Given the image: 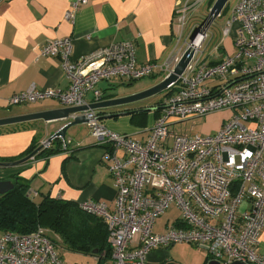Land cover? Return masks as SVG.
<instances>
[{
    "label": "built area",
    "instance_id": "1",
    "mask_svg": "<svg viewBox=\"0 0 264 264\" xmlns=\"http://www.w3.org/2000/svg\"><path fill=\"white\" fill-rule=\"evenodd\" d=\"M86 3L72 0L64 19L73 20ZM190 5L188 0L176 3L178 38ZM211 20L207 18L189 38L192 57L158 102L159 115L142 128L147 131L143 139L107 128L98 120L97 109L81 112L89 136L104 149L115 190L112 208L92 199L78 203L107 226L108 264H149L150 252L175 243L202 248L219 264H264V252L257 249L264 228V0H237L222 30L223 37L233 30V51L208 63L199 52L209 37ZM71 51L70 36L47 40L38 47V55L59 58L69 81L65 89L29 86L11 95L7 104L54 98L67 107L80 106L88 104V92L96 102L102 100L96 86L99 81L119 77L133 82L155 70L168 73L182 54L176 48L162 65L138 63L134 43L124 40L75 61L70 60ZM223 109L232 111L231 115L213 133L188 135L169 130L179 121ZM54 138L43 140L41 148L51 149ZM60 142L65 154L79 145L66 136ZM36 194L27 192L32 200ZM172 204L178 215L156 232V219ZM0 264L77 263L62 260L39 226L28 233L1 232Z\"/></svg>",
    "mask_w": 264,
    "mask_h": 264
},
{
    "label": "crops",
    "instance_id": "2",
    "mask_svg": "<svg viewBox=\"0 0 264 264\" xmlns=\"http://www.w3.org/2000/svg\"><path fill=\"white\" fill-rule=\"evenodd\" d=\"M71 1L0 0V118L65 107L54 98L32 104H7L11 95L29 86L36 89H65L68 86L69 81L59 58L38 55V47L47 40L70 36L72 61L111 42L124 40L134 43L138 63L162 65L178 48L175 44V8L178 0H87L73 20L64 19ZM232 35L233 30L229 36H222L218 50H211V56L204 59L212 63L220 55L232 52ZM166 74V71L155 70L150 76L133 82L115 77L108 81L101 80L96 86L102 91L101 99H109L148 88ZM157 96L150 97L146 102L97 111L121 112L138 108L142 105L140 103L157 108ZM85 99L92 103V94L88 92ZM230 114L231 111L227 109L208 114L201 133H213ZM158 115L159 109L149 111L144 117L134 113L101 122L113 131L130 134L137 139L135 135L143 133L142 128L150 126ZM69 120L35 119L0 125V162H13L27 156L23 154L32 145L36 148L41 146L43 140ZM83 126L86 127L85 131ZM71 127L66 130L65 136L79 145L72 146L70 154L59 152L44 155L41 152L46 149L40 148L33 158L23 163L0 166V179L13 180L16 176L24 180L28 184V192H36L37 197L48 194L76 203L92 199L103 201L112 208L115 190L108 172V161L103 158V147L89 136L85 123ZM144 132L140 139L146 136L147 131ZM175 249V244L154 249L148 256L149 264H180L173 259ZM257 249L264 252V228ZM208 261V256L202 255L199 264H207ZM108 263L109 260L103 262Z\"/></svg>",
    "mask_w": 264,
    "mask_h": 264
},
{
    "label": "trees",
    "instance_id": "3",
    "mask_svg": "<svg viewBox=\"0 0 264 264\" xmlns=\"http://www.w3.org/2000/svg\"><path fill=\"white\" fill-rule=\"evenodd\" d=\"M208 40L209 46L219 47L218 37L212 36ZM158 108L157 106L154 110ZM146 113L139 114L144 117ZM53 143L51 149L41 153L52 155L61 152L60 138H54ZM35 149L36 146L32 145L23 155H28ZM12 181L14 187L0 196V232L28 233L40 226L59 237L61 249L91 255L104 253L97 264H103L111 257L107 226L101 217L84 211L76 202L53 198L48 194L43 195L36 203L27 195L28 184L24 180L14 176ZM52 242L59 250L56 242ZM94 249L97 250L96 253L93 252Z\"/></svg>",
    "mask_w": 264,
    "mask_h": 264
},
{
    "label": "rangeland",
    "instance_id": "4",
    "mask_svg": "<svg viewBox=\"0 0 264 264\" xmlns=\"http://www.w3.org/2000/svg\"><path fill=\"white\" fill-rule=\"evenodd\" d=\"M214 0H202V1H196V0H191L189 1L190 7L187 9V12L184 16V22L181 27V37L176 40V45L178 47V50L180 53H183V51L186 49L188 40H189V33L190 31L195 28V27H200L205 20L208 18V13L210 10V7L212 6ZM237 0H227L226 4L224 5L223 9L221 10L220 14L214 17L209 26H208V34L209 37L215 36L218 37L219 39H222V30L224 26L226 25V22L231 15V11L234 8ZM209 37L205 40L200 52L199 56L201 58L209 57L211 56V50L214 51L215 46L211 47L209 46L208 39ZM224 42V41H223ZM219 53V51H218ZM167 90L161 92L160 94H157L156 96L159 97V100L161 99L162 95L166 93ZM149 98L144 99L140 102H146ZM150 106V105H148ZM232 112V111H231ZM148 113V112H147ZM208 115V114H207ZM207 115L204 116H195L192 118H188L182 121H179L177 123H174L169 126V130L174 132V133H179V134H204L201 133L203 124L205 121V118ZM231 115V114H230ZM229 115V116H230ZM228 118V117H227ZM72 128V127H71ZM70 128V129H71ZM79 128V126H78ZM69 129V130H70ZM83 130H86V127L83 126ZM145 132L143 133H138L135 135V138L140 139ZM48 138V137H47ZM171 141L168 140L166 144H170ZM33 198L34 202H39L42 196H31ZM178 210L174 204H172L169 208H167L164 213L159 216L154 224V230L156 232L163 231L165 229V222H171L175 216L178 215ZM167 223V222H166ZM44 231L46 234L56 242V244L59 246V254L62 260L68 263H77V264H97L98 259L100 255L94 254H85L82 252H77V251H71V250H65L61 249V243L60 239L58 236L53 234L50 230L47 228H44ZM108 243V242H107ZM174 245V244H173ZM176 245V254L173 255V259H175L177 262L180 264H199L200 260L202 259V255L205 256L207 255L206 251L202 248L195 247L194 245L188 244V243H175ZM205 253V255H204ZM111 258V257H110ZM109 258V259H110ZM107 259V261L109 260ZM211 259H209L210 261Z\"/></svg>",
    "mask_w": 264,
    "mask_h": 264
},
{
    "label": "water",
    "instance_id": "5",
    "mask_svg": "<svg viewBox=\"0 0 264 264\" xmlns=\"http://www.w3.org/2000/svg\"><path fill=\"white\" fill-rule=\"evenodd\" d=\"M227 0H214L212 6L210 7L208 18L213 19L217 15L220 14L221 10L223 9L224 5L226 4ZM198 31V27L193 28L189 33V38L192 39L196 32ZM193 50L187 47L183 53L181 54L179 60L174 65V67L164 76L162 80L157 82L156 84L140 90L138 92H134L128 95L103 99L96 102L80 105V106H70V107H61L55 109H48V110H40L35 112H29L20 115L8 116L4 118H0V125L6 124H13L25 121H31L35 119H42L44 121H52L57 119H70L68 122L64 123L59 129H57L52 136L57 138H64L66 130L76 124H82L86 122L84 115L81 113L83 110L91 108V109H103L108 107H116V106H125L129 104L138 103L144 99L156 96L161 92L168 90L173 84L176 83L178 76L183 72L185 69L188 61L192 57ZM156 107L154 106H140L134 109H128L121 112H109V113H99L98 120H107L119 117L121 115H131L134 113H141V112H149L154 110ZM76 113V115L71 118V114ZM41 146L36 148L27 156L13 161V162H0V166H8V165H15L20 164L31 158ZM14 187L12 180H4L0 179V196L8 192ZM94 253L97 252L96 249L93 250ZM207 264H219L215 260L208 261ZM229 264H244L242 262L234 261Z\"/></svg>",
    "mask_w": 264,
    "mask_h": 264
},
{
    "label": "flooded vegetation",
    "instance_id": "6",
    "mask_svg": "<svg viewBox=\"0 0 264 264\" xmlns=\"http://www.w3.org/2000/svg\"><path fill=\"white\" fill-rule=\"evenodd\" d=\"M140 104H142L141 106H148L146 103H144V104L143 103H140Z\"/></svg>",
    "mask_w": 264,
    "mask_h": 264
},
{
    "label": "bare ground",
    "instance_id": "7",
    "mask_svg": "<svg viewBox=\"0 0 264 264\" xmlns=\"http://www.w3.org/2000/svg\"><path fill=\"white\" fill-rule=\"evenodd\" d=\"M195 44H197V43H192L193 46H195Z\"/></svg>",
    "mask_w": 264,
    "mask_h": 264
}]
</instances>
